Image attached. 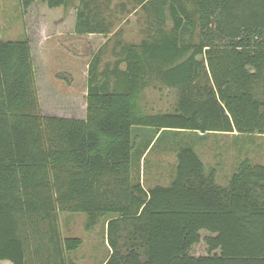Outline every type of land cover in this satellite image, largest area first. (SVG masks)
<instances>
[{
    "label": "trees",
    "instance_id": "trees-1",
    "mask_svg": "<svg viewBox=\"0 0 264 264\" xmlns=\"http://www.w3.org/2000/svg\"><path fill=\"white\" fill-rule=\"evenodd\" d=\"M166 3L171 33L123 45V68L116 60L109 75L89 63L84 118L44 115L29 38L0 39V262L76 264L82 239L59 227L69 212L86 214L87 230L107 218L102 264H264V164L241 159L224 186L193 142L174 140L168 184L133 176L172 135L264 134V0H195L196 20ZM98 5L79 0L76 34L110 31ZM195 27L198 41L184 42ZM153 78L178 89L172 112L141 111ZM201 230L208 253L194 255Z\"/></svg>",
    "mask_w": 264,
    "mask_h": 264
},
{
    "label": "rangeland",
    "instance_id": "rangeland-1",
    "mask_svg": "<svg viewBox=\"0 0 264 264\" xmlns=\"http://www.w3.org/2000/svg\"><path fill=\"white\" fill-rule=\"evenodd\" d=\"M96 2L99 4L98 18L110 29L107 33L74 32L79 0H72L68 7L56 8L37 1L26 9L18 0H0V39L29 38L38 98L44 115L84 118L89 63L95 65L97 72L108 74L116 60L123 68V45L152 40L161 31L171 33L172 20L166 2L177 8L181 5L186 14H190L193 20L197 19L195 0H167L164 3L163 0H148L144 4L138 0ZM155 2L161 3L160 15L153 7ZM181 38L184 42H197L199 28L185 32ZM178 93L177 88L153 78L140 90L138 105L146 113L172 112L179 98ZM174 140L193 142L207 168H217V182L224 186L241 159L247 157L252 162L264 164V134L212 132L204 139H198L194 133L172 135L159 140L155 146L150 145L135 165L133 176L141 180L145 188L166 185L172 179L176 159L175 150L171 151L170 147ZM86 221L84 213L59 214L62 235L82 239L81 245L69 253L74 262L102 264L109 254L107 218L89 230L85 228ZM206 234L201 230L200 241L190 250L192 254L208 253L203 240Z\"/></svg>",
    "mask_w": 264,
    "mask_h": 264
},
{
    "label": "crops",
    "instance_id": "crops-1",
    "mask_svg": "<svg viewBox=\"0 0 264 264\" xmlns=\"http://www.w3.org/2000/svg\"><path fill=\"white\" fill-rule=\"evenodd\" d=\"M227 179H229V177ZM216 181H218L217 180V174H216ZM9 262H10L9 260H2L0 263H2V264H12L11 262L10 263Z\"/></svg>",
    "mask_w": 264,
    "mask_h": 264
}]
</instances>
